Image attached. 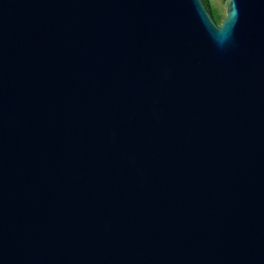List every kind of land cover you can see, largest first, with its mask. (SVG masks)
I'll use <instances>...</instances> for the list:
<instances>
[{
  "label": "water",
  "instance_id": "1",
  "mask_svg": "<svg viewBox=\"0 0 264 264\" xmlns=\"http://www.w3.org/2000/svg\"><path fill=\"white\" fill-rule=\"evenodd\" d=\"M0 0V264H264V0Z\"/></svg>",
  "mask_w": 264,
  "mask_h": 264
},
{
  "label": "trees",
  "instance_id": "2",
  "mask_svg": "<svg viewBox=\"0 0 264 264\" xmlns=\"http://www.w3.org/2000/svg\"><path fill=\"white\" fill-rule=\"evenodd\" d=\"M206 9L211 14L212 19L217 23V25H221L223 20L225 19L226 15L223 16L220 13V9L216 6H214L213 1L214 0H202ZM223 4L226 3V0H221Z\"/></svg>",
  "mask_w": 264,
  "mask_h": 264
},
{
  "label": "rangeland",
  "instance_id": "3",
  "mask_svg": "<svg viewBox=\"0 0 264 264\" xmlns=\"http://www.w3.org/2000/svg\"><path fill=\"white\" fill-rule=\"evenodd\" d=\"M214 6L218 7L220 9V13L225 16L226 15V6L222 3L221 0H214L213 1Z\"/></svg>",
  "mask_w": 264,
  "mask_h": 264
}]
</instances>
